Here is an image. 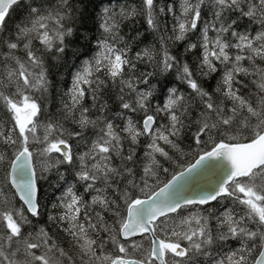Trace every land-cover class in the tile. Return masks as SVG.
Masks as SVG:
<instances>
[{
	"label": "snow or ice",
	"instance_id": "1",
	"mask_svg": "<svg viewBox=\"0 0 264 264\" xmlns=\"http://www.w3.org/2000/svg\"><path fill=\"white\" fill-rule=\"evenodd\" d=\"M0 264H264V0H0Z\"/></svg>",
	"mask_w": 264,
	"mask_h": 264
}]
</instances>
